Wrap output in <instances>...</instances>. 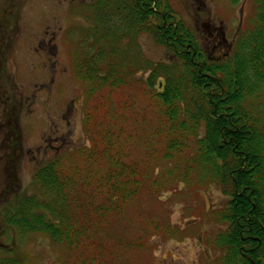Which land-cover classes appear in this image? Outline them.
Segmentation results:
<instances>
[{
	"label": "trees",
	"instance_id": "1",
	"mask_svg": "<svg viewBox=\"0 0 264 264\" xmlns=\"http://www.w3.org/2000/svg\"><path fill=\"white\" fill-rule=\"evenodd\" d=\"M254 2L251 28L219 59L199 49L168 0L80 3L87 26L75 72L88 100L97 99L83 111L89 146L47 158L33 176L38 195L18 202L9 230L43 233L72 253L95 247L101 225L120 216L142 190L158 188L165 168L150 163L157 158L169 167L166 177L176 172L183 183L216 184L228 197L216 214L226 228L211 240L223 253L221 264H264V0ZM143 36L169 59L145 57ZM132 87L147 99L145 111L127 95L110 104L111 94ZM142 131L143 156L133 157L143 145ZM140 239L127 247L142 249ZM100 260L84 257L81 264Z\"/></svg>",
	"mask_w": 264,
	"mask_h": 264
},
{
	"label": "rangeland",
	"instance_id": "2",
	"mask_svg": "<svg viewBox=\"0 0 264 264\" xmlns=\"http://www.w3.org/2000/svg\"><path fill=\"white\" fill-rule=\"evenodd\" d=\"M85 1L89 0H0V263L16 259L19 264H81L84 257L100 255L101 264H221L223 253L211 240L226 228L216 214L228 197L216 184L183 183L176 172L166 177L169 167L157 158L150 163L165 168L158 174L160 186L142 190L120 216L101 225L95 247L72 253L43 233L9 230L18 202L38 195L33 176L47 158L89 146L83 111L97 99L88 100L86 85L75 72L77 43L87 26L80 4ZM168 2L175 20L194 33L210 56L211 45L205 41L210 27L221 26L233 45L251 28L255 16L254 0ZM140 45L153 61L169 59L149 37H141ZM140 77L144 80L147 74ZM122 95L145 111L147 99L135 87L111 94L110 104L120 102ZM260 105L264 111V98ZM49 136L65 141L46 143ZM139 137L143 145L133 157L140 158L146 147L143 131ZM49 145L53 151L45 150ZM182 159L174 162L178 169ZM139 237L142 249L127 247Z\"/></svg>",
	"mask_w": 264,
	"mask_h": 264
},
{
	"label": "flooded vegetation",
	"instance_id": "3",
	"mask_svg": "<svg viewBox=\"0 0 264 264\" xmlns=\"http://www.w3.org/2000/svg\"><path fill=\"white\" fill-rule=\"evenodd\" d=\"M211 28V29H210ZM207 35H206V39L207 42L209 41V45H211V54L212 56H209L208 58L211 59H219L221 57H223L226 53H228L231 48H232V43L228 42V40L225 37L224 32L221 29V26L216 27H210ZM203 45H204V41H203ZM202 46L199 45V49L206 52L205 48H201ZM61 139V141H65L62 140L61 137H56V138H51L50 136L47 137L46 139V143L51 140H59ZM49 148H51V145H49L47 148H45V150H48Z\"/></svg>",
	"mask_w": 264,
	"mask_h": 264
}]
</instances>
